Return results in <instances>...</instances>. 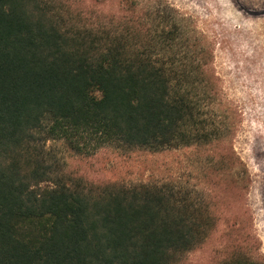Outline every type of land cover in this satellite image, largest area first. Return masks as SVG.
<instances>
[{
	"label": "trees",
	"instance_id": "1",
	"mask_svg": "<svg viewBox=\"0 0 264 264\" xmlns=\"http://www.w3.org/2000/svg\"><path fill=\"white\" fill-rule=\"evenodd\" d=\"M90 1L0 0V264H180L217 230L204 193L63 177L48 141L77 155L223 145L209 167L246 182L205 37L162 0Z\"/></svg>",
	"mask_w": 264,
	"mask_h": 264
},
{
	"label": "rangeland",
	"instance_id": "2",
	"mask_svg": "<svg viewBox=\"0 0 264 264\" xmlns=\"http://www.w3.org/2000/svg\"><path fill=\"white\" fill-rule=\"evenodd\" d=\"M162 1L206 39L210 74L216 76L223 99L220 109L234 127L227 147L242 163L239 170L245 173L240 175L246 182L230 185L219 167H209L225 148L217 144L157 153L103 147L77 155L60 141H48L47 159L63 177L92 183H169L204 193L217 230L180 264H219L235 251L264 264V0ZM115 9L114 2L102 7L105 13Z\"/></svg>",
	"mask_w": 264,
	"mask_h": 264
}]
</instances>
